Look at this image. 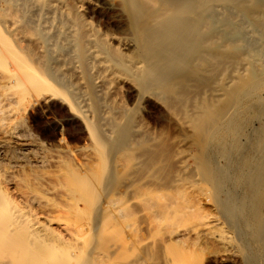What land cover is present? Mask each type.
Returning <instances> with one entry per match:
<instances>
[{
    "label": "bare ground",
    "instance_id": "obj_1",
    "mask_svg": "<svg viewBox=\"0 0 264 264\" xmlns=\"http://www.w3.org/2000/svg\"><path fill=\"white\" fill-rule=\"evenodd\" d=\"M12 3L0 2V264H211L202 245L221 238L201 212L196 223L170 228L150 242L138 237L135 259H115L119 251L123 254L122 241L112 243L113 234L108 237L102 230L111 212L107 196L120 185L115 158L133 144V149L143 147V141L133 138L130 116L113 121L110 134L98 128L93 135L105 149L107 164L101 160L103 173L95 169L97 174L92 153L76 159L70 147L42 139L43 130L27 112L43 97L42 69L49 66L40 47L11 45L13 26L7 23L15 14ZM120 3L114 6L127 16L121 25L132 35L140 89L180 103L192 126L193 169L210 186L240 252L239 258L229 259L264 264V0ZM17 16L15 22L40 26L43 32L49 22L25 15L21 23ZM74 44L85 63L89 41L80 33ZM56 84L52 95L60 91ZM63 98L70 113H80L88 137L93 125L85 110L73 98ZM254 118L261 120L260 128H247ZM52 197L61 201L52 202ZM188 238L191 246L182 245Z\"/></svg>",
    "mask_w": 264,
    "mask_h": 264
},
{
    "label": "rangeland",
    "instance_id": "obj_2",
    "mask_svg": "<svg viewBox=\"0 0 264 264\" xmlns=\"http://www.w3.org/2000/svg\"><path fill=\"white\" fill-rule=\"evenodd\" d=\"M3 1L6 0H0ZM10 1L13 2L11 14L13 11L16 14L10 16L13 17V22L14 18H18L17 15L21 23L25 15H30L35 21L40 15L49 21L45 23V32L40 26L30 23L28 27L20 22L13 24L10 17L7 23L10 29L11 26L14 27L8 36L11 45L40 47L45 63L49 66L42 69V74L45 75L42 81L43 97L28 108L27 112L29 121H35L38 128L43 130L42 139L63 149L70 147L76 159H84L86 153H92L89 155L93 166H90L101 173L107 164L104 160L107 157L104 155L105 149L98 147L94 131L99 128L110 134L113 121L121 122L130 116L133 138L143 141V147L140 145L133 149V144L123 153L119 152L115 158V166L119 169L117 177L120 180L116 185H120L109 191L106 209L111 212L110 216L108 214L109 218L105 217L102 227L103 234H109L106 236L113 234L111 242L117 244L122 241L123 245H119L123 248L118 246L123 254L119 251L120 254L115 259L124 255L123 259H118L119 262H124L127 257L135 259L140 253L142 238L145 239L143 242L148 238L147 242H150L170 228L194 224L203 213L209 224H212V231L221 238L219 242L208 241L202 245L211 264H235L230 259L239 258L240 252L234 240V232L220 216L219 206L209 192L210 186L193 169L194 157L190 155L197 148L190 140L192 126L185 110L183 111L180 103L169 101L155 91L143 93L140 89L136 74L139 59L131 45L132 35L123 27L127 16L118 8L117 12L114 6L121 4L120 0ZM18 25L20 28L17 30ZM78 33H83L89 41L85 63L80 60L78 48L74 44ZM54 84L60 88L57 95H52ZM63 97L73 98L77 101V106L85 110L90 125H93L92 135L91 131L88 132L90 137H86L88 130L85 129L80 113H70L67 110L68 102ZM254 119L247 128L262 125L261 120ZM46 126H49L48 130L45 129ZM138 147L144 148V154L139 153L142 149ZM136 153L141 155L136 156ZM101 160L105 163L100 167V164L103 165ZM98 172L96 173L100 174ZM239 179L243 181L244 176H239ZM96 186L99 191L101 186L98 183ZM240 186L246 188L247 184L242 182ZM56 199L58 198L52 197L51 201H61ZM108 237L106 239L109 241L111 238ZM190 241V238L185 239L182 245L191 246ZM143 242L141 241V245ZM115 259L114 263H117Z\"/></svg>",
    "mask_w": 264,
    "mask_h": 264
}]
</instances>
